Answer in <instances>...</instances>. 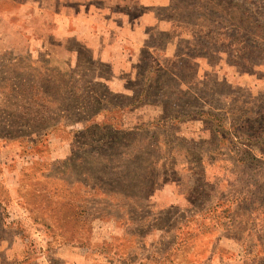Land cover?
<instances>
[{
	"label": "rangeland",
	"instance_id": "1",
	"mask_svg": "<svg viewBox=\"0 0 264 264\" xmlns=\"http://www.w3.org/2000/svg\"><path fill=\"white\" fill-rule=\"evenodd\" d=\"M58 248L264 264V0H0V264Z\"/></svg>",
	"mask_w": 264,
	"mask_h": 264
},
{
	"label": "crops",
	"instance_id": "2",
	"mask_svg": "<svg viewBox=\"0 0 264 264\" xmlns=\"http://www.w3.org/2000/svg\"><path fill=\"white\" fill-rule=\"evenodd\" d=\"M15 183V179L13 178V181L11 180V183ZM7 202H9V208H12V211L15 210V212L19 213V211H23V207H20V198L18 196V193L17 191L15 190V187H14V184H9V190H8V194H7ZM4 206H6L4 203H3ZM19 206V207H18ZM6 209H8V207L6 206ZM6 246H10V247H14L13 246V243L11 241H7L6 242ZM67 248V246L65 247ZM65 248H58L56 251H57V255H59V257H65L66 260H68L69 264H94L92 262V260L90 258H87V256H78L76 254V250L74 251V253H72V248H68L70 253L65 255V254H62L61 252L63 250H65ZM14 256V255H13ZM94 261V260H93ZM95 264H97V262H95Z\"/></svg>",
	"mask_w": 264,
	"mask_h": 264
}]
</instances>
